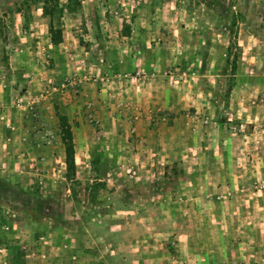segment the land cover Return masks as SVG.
<instances>
[{
    "label": "rangeland",
    "instance_id": "rangeland-1",
    "mask_svg": "<svg viewBox=\"0 0 264 264\" xmlns=\"http://www.w3.org/2000/svg\"><path fill=\"white\" fill-rule=\"evenodd\" d=\"M137 18L148 25L144 46L151 61L157 52L162 57L167 100L178 103L172 111L165 107L164 119L155 128L166 157L158 171L149 173L160 194L159 214L144 222L151 225L147 230L160 229L159 240L148 233L131 245L122 239L116 246L104 234L117 228L110 219L103 223L97 218L79 219L74 211L82 207L72 197L77 203L83 191H90V198L99 201L116 191L106 182L91 183L89 179L98 176H85L86 171L71 173L67 182L47 179L51 183L46 188L31 190L33 183L27 181L23 193H51L47 205L55 212L52 220L40 223L51 232L48 241L29 238L12 215L46 203L23 205L14 200L22 177L14 170L11 153L0 155V180L8 182L0 184V264H115L128 256L130 264H264V0H0V75L8 66L13 74L20 72L25 88L31 87L25 92L20 83L7 79L6 89L12 92L8 107L0 102V149L12 142L20 150L27 143L47 145L50 139L57 142L58 152L65 151L72 142L66 138L69 133L73 137L79 122L64 109L57 117L54 111L43 117L32 105L40 92L38 84L28 83L23 73L38 69L61 74L67 52L79 46L91 50L87 35L96 29L130 34ZM102 22L116 25L103 28ZM51 26L61 31L62 41L70 40L69 48H54L59 43L52 41V34L57 35ZM55 86L63 88L58 81ZM55 94L60 98L62 91ZM12 116L18 123L13 124ZM126 116L105 127L110 138L111 133H120L110 139L118 149L110 158L118 165L115 177L124 188L118 191L120 201L125 200L121 193L130 184L131 169L125 165L128 161L119 159V149L133 140L142 148L140 136L149 132L145 121H125ZM84 117L94 135L89 146L102 128ZM17 128L27 141L10 138L9 131L18 133ZM96 158L93 163L101 165ZM133 174L145 178L142 171ZM87 230H98L93 235L97 243L77 247ZM146 238L154 244L149 249L144 246Z\"/></svg>",
    "mask_w": 264,
    "mask_h": 264
},
{
    "label": "crops",
    "instance_id": "crops-1",
    "mask_svg": "<svg viewBox=\"0 0 264 264\" xmlns=\"http://www.w3.org/2000/svg\"><path fill=\"white\" fill-rule=\"evenodd\" d=\"M102 23L101 27L103 28H105L104 26L116 25V22ZM146 26L148 25H144V22L137 18L135 22H131L130 34L120 33L118 35L111 33V30L108 33L105 29V33H102V31L96 29L95 34L86 36L91 41L90 51H86L84 47L79 46L77 49L75 48L65 54L66 61L63 65L66 66L61 74L56 72L51 74L52 72H44L38 69L23 73V77H29L27 79L28 83L38 84L37 89L40 92L33 97V104H31L40 109L39 111L43 117L46 118L48 114L52 115L53 111L56 112L57 117L58 111L64 109L70 117L79 122V127L73 133L76 172L86 171L85 176L88 175L89 177L96 174L98 177L94 176L93 179H89L91 183L96 180L95 182H101L102 185L106 182L107 186L116 187V191L112 192L108 199L93 200L90 198V191H83L78 196L77 203L72 197L74 203L82 207L80 210L75 207L74 212L79 219L85 217L87 219L97 218L101 223L106 219L111 220L110 223L117 228L107 230L104 234L106 236L110 235L112 243L114 242L116 246L123 243L122 239L131 245L134 243L135 238L140 235L146 237L148 233H151L154 236H159L160 229L156 231L147 230L151 225L144 222L148 217L159 214L160 194L158 189L154 188L157 182L152 181L149 173L158 171L160 169L159 164L166 157L163 150L160 149L162 145L161 138L158 132H155V128L159 120L164 119L162 116L165 107L169 106L172 111L178 105L175 101H170L169 98L167 100L165 77L163 67L160 64L162 57L157 52L158 57L156 59L152 58L151 61L147 47L144 46L149 38ZM69 38L74 41V36L71 35ZM69 41L66 37L54 48H69ZM13 55H17V52L14 51ZM45 62L46 59L41 64ZM4 70L5 72L0 75L1 80L3 79V85L1 84L0 89V102H3L4 107H8V97L12 91L11 88L10 90L6 89L9 88V84L6 83L7 79L11 80L13 78L15 84L20 83L19 85L22 86L25 92H29L31 87L29 89V87L25 88L23 86L24 84L21 83L23 81L20 80V72L13 74L8 66ZM63 77L65 78L63 79ZM57 81L63 88L55 86ZM45 87H48V89ZM59 90L62 91L60 98L57 97L58 94H55ZM22 96H25L24 93ZM18 106L23 109L27 107L26 105ZM118 107L124 110L121 111ZM9 109L6 108L5 112H8ZM18 112L16 111V114ZM21 115V119L26 116L23 113ZM85 115L91 122H95L102 128L98 137H96L94 146L87 145L88 140L94 139V135L84 125ZM122 115L129 116L125 121L138 120V123L145 121L149 126V132L144 134L145 137L140 136L143 140L142 148L133 140L131 143L126 144L123 149H119V159L128 161L126 163L122 162V164L125 163L127 169H131V180L127 182V184H130L127 185L128 188L125 190V194L121 193V198L124 197L125 200L120 201L118 200L120 196L118 191L124 188L115 177L119 170L118 165L115 160L111 159L116 157L115 154L117 155L118 149L115 147L114 141H110L112 137L113 140L117 139L120 133L113 132L110 138L106 135L105 127L120 120L119 118L122 119ZM16 119L15 116L11 117L13 124L18 123ZM153 122H156V124L154 125ZM9 134L11 139L18 138L20 141L21 137L23 141L26 140L21 129H18V133L9 131ZM56 143L50 139L46 142L47 145L27 143L23 144V148L20 150L15 149V146H13L15 143L12 142L9 147L0 149L1 156L14 153L15 157H13L14 163L12 165L17 175L22 177V188L15 193L16 199L14 198V200L23 205L37 201L46 203V207L31 208L30 211L20 209L15 215H12L18 223L19 230L26 232L29 238H38L40 243L48 241L51 235L48 226L45 229L40 226L41 221L52 220L55 216L53 208L47 205L52 199L51 193L45 191V193L41 192L42 195L24 194L23 186L26 185L24 190H27V181H30L29 183L33 184H29V187L34 190L41 185H43L41 188L50 186L51 182L49 181L58 179V177L66 182L71 180L68 176L66 152L64 150L58 152ZM107 155L109 158H106ZM96 157H100L101 165L93 163L94 159H97ZM136 160L137 166L134 164ZM137 171L145 173L143 180L139 176L135 177L133 173L136 172L137 174ZM98 172L101 175L105 172L107 175L100 177L101 175ZM2 181L4 180H0L1 185L8 184L7 181ZM83 186H85L84 181ZM27 201L29 202L27 203ZM1 202L6 201L2 199ZM142 208L145 211H141ZM156 225L159 226L158 223ZM119 226L120 228H118ZM87 231L88 234L84 235V242L77 240V247L87 241L97 243L98 240H95L93 235H97L98 230ZM98 239L104 240L103 237ZM147 239L144 246L149 249L148 246L154 244ZM157 239L159 240V237ZM20 242L21 245L24 243L23 240ZM116 261L115 264H130L132 262L129 260V256L126 261H123V259H117Z\"/></svg>",
    "mask_w": 264,
    "mask_h": 264
},
{
    "label": "trees",
    "instance_id": "trees-1",
    "mask_svg": "<svg viewBox=\"0 0 264 264\" xmlns=\"http://www.w3.org/2000/svg\"><path fill=\"white\" fill-rule=\"evenodd\" d=\"M45 13L47 15H51L52 12H48V11H45ZM55 32L57 36H54L52 34V41L54 43H61L62 42V34H61V31L60 30H55L53 26H51V33ZM67 141H70L72 140V142L70 141L69 144H67V147H66V164H67V170H68V176L73 173L75 174L76 172V166H75V151H74V144H73V137L71 135V133L68 134V137L66 138Z\"/></svg>",
    "mask_w": 264,
    "mask_h": 264
}]
</instances>
